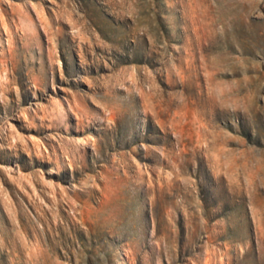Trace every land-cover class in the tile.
I'll return each instance as SVG.
<instances>
[{"label": "rangeland", "instance_id": "obj_1", "mask_svg": "<svg viewBox=\"0 0 264 264\" xmlns=\"http://www.w3.org/2000/svg\"><path fill=\"white\" fill-rule=\"evenodd\" d=\"M0 264H264V0H0Z\"/></svg>", "mask_w": 264, "mask_h": 264}]
</instances>
